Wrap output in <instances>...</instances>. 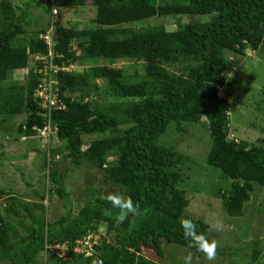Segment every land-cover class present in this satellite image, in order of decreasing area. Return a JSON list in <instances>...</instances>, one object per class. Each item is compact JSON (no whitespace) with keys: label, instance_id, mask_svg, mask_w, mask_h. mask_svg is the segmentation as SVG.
Listing matches in <instances>:
<instances>
[{"label":"trees","instance_id":"trees-1","mask_svg":"<svg viewBox=\"0 0 264 264\" xmlns=\"http://www.w3.org/2000/svg\"><path fill=\"white\" fill-rule=\"evenodd\" d=\"M35 0H21L20 13L14 5L0 3V124L5 116L24 114L16 130L22 136H37L34 127H42L34 89L39 77L31 69L22 80L12 81L15 71L34 66L33 55L45 54L46 47L38 36H30L29 10ZM55 8L84 6L87 0H51ZM95 7L93 26L67 27L54 22L57 54L54 62L70 65L78 59L141 60L144 74L138 79L124 80L122 69L111 65L91 66L85 72L59 70L56 73L59 96L65 106L51 112L50 122L56 126L53 137L65 142V156L80 164L87 159L102 168L104 179L131 196L139 204L138 214L129 215L119 227L104 214L118 209L103 198L85 202L74 213L64 175L50 163L45 150L43 165L53 191L62 201L64 214L45 222L23 214L12 195L0 188L5 201L0 212V248L13 251L9 264H34L39 252H45L52 264H71L72 259L92 264H157L140 254L145 248L158 258L163 256L164 241L189 247L180 221L193 220L197 230L206 235L208 224L185 215L188 199L177 186L181 172L175 166L183 156L172 147L157 143L170 121L178 130L183 122L206 119L211 146L206 163L231 179L229 192L222 196L229 215H241L250 198L253 183L264 187V147L228 136V114L234 104L218 94L227 84L223 72L224 52L243 54L249 47L256 50L264 43V0H91ZM177 6L188 11L218 9V17L206 21L190 20L168 30L157 24L144 28L123 26L157 16L162 9ZM42 32V31H41ZM23 35L25 42L15 44ZM104 80L105 93L118 100L100 104L95 98L100 86L93 79ZM83 148L84 136L96 135ZM48 155V158L46 156ZM114 158L109 161L108 156ZM28 220V231L19 240L12 239V225L7 215ZM105 224L112 234L109 242L104 234L91 256L73 253L78 237ZM207 236V235H206ZM66 242L65 258L49 250L47 245ZM195 252V249H191ZM202 255V253H196Z\"/></svg>","mask_w":264,"mask_h":264},{"label":"rangeland","instance_id":"rangeland-1","mask_svg":"<svg viewBox=\"0 0 264 264\" xmlns=\"http://www.w3.org/2000/svg\"><path fill=\"white\" fill-rule=\"evenodd\" d=\"M8 1L14 5L13 13H20L23 6L21 0ZM28 0H26L27 2ZM51 0H35L29 10L30 23L24 26L30 36H38L48 28L51 20L63 26L89 28L93 26L95 7L91 0L84 6L71 5L56 8L52 13ZM218 9L212 11H188L174 3L170 9H162L157 16L140 21L124 24L144 28L161 24L168 30H174L184 23L206 21L218 17ZM25 42L23 35H18L15 44ZM259 55L261 62H254L253 57ZM223 72L227 84L218 89V94L231 101L234 106L228 114V136L235 140H245L264 147V43L256 50L247 47L243 54L226 50ZM111 65L122 69L124 80L138 79L144 74V62L141 60H104L78 59L69 66L75 73L85 72L91 66ZM26 77L23 70L12 74V81ZM100 86L95 97L100 104L115 102L118 99L105 93L107 89L104 80L93 79ZM24 114L5 116L0 124V188L13 196L22 213L38 223L41 220L51 222L64 214L62 201L53 191L52 183L47 178V166L43 165L45 150H56L57 154L50 155L51 165L64 175L65 185L70 193L73 212L87 201L97 197L103 198L108 193H121L110 181L104 179V171L84 159L80 164H73L65 156V142L52 137L48 146L36 136H22L16 130ZM183 129L178 130L176 123L170 121L164 133L159 135L157 143L172 147L182 155L175 169L181 172L177 186L184 190L188 204L185 215L208 224L207 237L219 242L217 256L212 264H264V187L253 183L250 198L244 203L242 214L229 215L223 204L222 196L229 192L231 179L218 168L206 163V156L211 146L207 121L201 118L197 122H183ZM100 134L84 136L83 148L87 142ZM114 157L108 156L111 161ZM5 201L0 198V212H4ZM12 225V239L21 240L28 231V220L7 215ZM213 225H219V230H213ZM99 232H106L105 224H100ZM112 234H107L109 242H113ZM163 256L158 258L153 251L142 248L141 255L157 264H183V258L191 249L174 242L164 241ZM197 255V254H196ZM200 264H209L203 254ZM13 251L0 248V264H9ZM34 264H52L46 253L39 252ZM71 264H84L83 261L72 259Z\"/></svg>","mask_w":264,"mask_h":264},{"label":"built area","instance_id":"built-area-1","mask_svg":"<svg viewBox=\"0 0 264 264\" xmlns=\"http://www.w3.org/2000/svg\"><path fill=\"white\" fill-rule=\"evenodd\" d=\"M52 13L56 14V8L52 7ZM54 20H51L48 28L41 32L38 37L43 41L46 47L45 54L33 55L34 66L26 67L24 73L28 74L31 69L32 73L39 77V83L34 89V97L40 107V115L45 118L42 127H34L37 130V137L43 144L48 146L52 137L55 135L56 126L51 124L50 115L53 110L64 108L65 104L59 96L58 79L56 73L59 70H70V65H59L54 62L57 54L54 51L56 44L54 33ZM101 233L96 230H88L86 234L74 240L71 248L73 253L82 254V256H91L95 251V246L99 244ZM49 250L57 249L56 254L65 258L64 250L66 242L62 244L47 245ZM91 254V255H90Z\"/></svg>","mask_w":264,"mask_h":264},{"label":"clouds","instance_id":"clouds-1","mask_svg":"<svg viewBox=\"0 0 264 264\" xmlns=\"http://www.w3.org/2000/svg\"><path fill=\"white\" fill-rule=\"evenodd\" d=\"M254 62L260 63L259 55L253 57ZM113 209H118L117 214H113L111 209H105L104 214L114 219L115 225L119 227L124 223L129 215L135 216L139 211V204L134 202L131 196H125L121 193H108L103 197ZM180 226L183 230V236L189 241V247L195 249V252L189 251L183 258V264H200V257L196 253H202L204 258L209 261V264L215 261L219 242L215 239H209L205 234L197 230L198 226L193 220L183 218L180 221ZM213 230H219V225L210 226ZM91 255V254H90ZM92 264H103V260L95 259Z\"/></svg>","mask_w":264,"mask_h":264}]
</instances>
